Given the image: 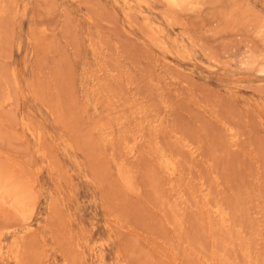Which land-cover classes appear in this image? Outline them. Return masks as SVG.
Wrapping results in <instances>:
<instances>
[{
	"label": "rangeland",
	"instance_id": "rangeland-1",
	"mask_svg": "<svg viewBox=\"0 0 264 264\" xmlns=\"http://www.w3.org/2000/svg\"><path fill=\"white\" fill-rule=\"evenodd\" d=\"M0 264H264V0H0Z\"/></svg>",
	"mask_w": 264,
	"mask_h": 264
}]
</instances>
